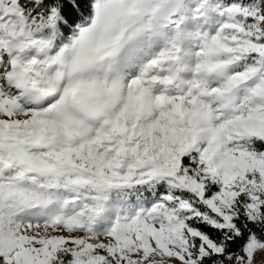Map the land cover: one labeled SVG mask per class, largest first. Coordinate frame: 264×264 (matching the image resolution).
<instances>
[{
    "label": "snow or ice",
    "instance_id": "1",
    "mask_svg": "<svg viewBox=\"0 0 264 264\" xmlns=\"http://www.w3.org/2000/svg\"><path fill=\"white\" fill-rule=\"evenodd\" d=\"M264 0H0V264H254Z\"/></svg>",
    "mask_w": 264,
    "mask_h": 264
},
{
    "label": "rangeland",
    "instance_id": "2",
    "mask_svg": "<svg viewBox=\"0 0 264 264\" xmlns=\"http://www.w3.org/2000/svg\"><path fill=\"white\" fill-rule=\"evenodd\" d=\"M254 264H264V253H258L254 259Z\"/></svg>",
    "mask_w": 264,
    "mask_h": 264
}]
</instances>
